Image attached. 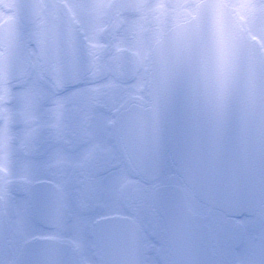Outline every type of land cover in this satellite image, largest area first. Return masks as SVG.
Listing matches in <instances>:
<instances>
[{
  "label": "clouds",
  "instance_id": "1",
  "mask_svg": "<svg viewBox=\"0 0 264 264\" xmlns=\"http://www.w3.org/2000/svg\"><path fill=\"white\" fill-rule=\"evenodd\" d=\"M37 2L18 0L11 14H0V101L15 85L38 93L55 113L56 146L39 153L27 174L0 165V264H200L198 240L213 232L224 201L241 192L227 169V145L242 139L264 155V0H142L148 10L199 6L181 33L171 19L165 26L148 16L142 43L134 0H60L67 12L52 30ZM77 2L87 6L83 19L71 16ZM97 45L117 49L122 65L101 78L116 81L104 90L102 136L78 119L86 103L73 95L74 73L88 77L86 53ZM12 139L5 119L0 148L7 152ZM102 212L118 218L96 224Z\"/></svg>",
  "mask_w": 264,
  "mask_h": 264
},
{
  "label": "flooded vegetation",
  "instance_id": "2",
  "mask_svg": "<svg viewBox=\"0 0 264 264\" xmlns=\"http://www.w3.org/2000/svg\"><path fill=\"white\" fill-rule=\"evenodd\" d=\"M18 0H0V14H11ZM7 3L9 8L4 9ZM131 13H124L123 19L131 21ZM121 23L120 17H114L112 29L117 35L122 32L116 26ZM22 79L23 77H18ZM3 93H0L2 95ZM86 107L78 118L91 123L103 135V117L107 114L110 100L102 96L98 101L85 102ZM29 116L37 117L34 123L26 124ZM10 121L11 141L10 148L5 152L0 148V165L10 163L15 174H27L32 163L39 153L50 151L56 146V130L52 127L56 123L54 111H46L41 106L38 93H25L19 85H15L8 94L7 101H0V125L4 120ZM33 128V139L25 148L26 134ZM86 123L82 124L79 134L87 131ZM33 155H25V151ZM104 166L103 160L98 163ZM208 234V233H207ZM211 249V264H264V204L252 214L223 215L211 234H208Z\"/></svg>",
  "mask_w": 264,
  "mask_h": 264
},
{
  "label": "snow or ice",
  "instance_id": "3",
  "mask_svg": "<svg viewBox=\"0 0 264 264\" xmlns=\"http://www.w3.org/2000/svg\"><path fill=\"white\" fill-rule=\"evenodd\" d=\"M137 15L139 17L138 23L134 26V32L136 34L137 43L143 42L144 36V21L148 16H151L157 23L161 25H167L168 21L171 19L173 21V29L177 33H181L185 28L192 24L199 15V6L194 5L193 7H185L183 5H178L174 8H169L167 6L161 5L159 7L153 8L151 10L145 9L142 0H134ZM37 14L42 22V24L49 30L54 29L56 21L58 19L64 18L67 9L60 0H38L35 5ZM71 16L73 19H83L85 16L86 5L79 2L73 4ZM103 5L97 3L95 8L97 12L102 9ZM221 13L218 10L217 16ZM89 75L87 78L82 77L79 72L74 73V82L78 85L76 91L73 95H80L84 98L85 102L98 101L103 95L104 90L116 87L115 79H103L101 80L105 72L117 73L121 70V60L120 53L117 49H113L110 52L105 51L101 46L97 45L93 49L86 53ZM72 59L74 65L79 67L80 55L77 52L72 53ZM58 115L63 113V105L60 104L57 107ZM89 190L91 193H96L98 188L90 183ZM55 205L57 213L62 205L64 198V185L58 184L55 186ZM98 207H105L103 203L97 205ZM118 217L102 212L95 218V223L104 225L107 224ZM51 234L40 236L39 238L47 239L50 238Z\"/></svg>",
  "mask_w": 264,
  "mask_h": 264
},
{
  "label": "water",
  "instance_id": "4",
  "mask_svg": "<svg viewBox=\"0 0 264 264\" xmlns=\"http://www.w3.org/2000/svg\"><path fill=\"white\" fill-rule=\"evenodd\" d=\"M227 169L239 181L241 192L224 201L225 212H254L264 202V155L258 147L252 150L245 141L236 139L227 145ZM195 255L200 264H211V249L204 234L197 242Z\"/></svg>",
  "mask_w": 264,
  "mask_h": 264
}]
</instances>
